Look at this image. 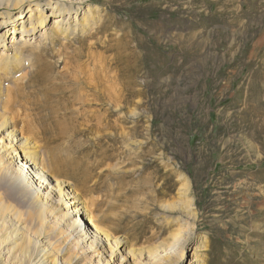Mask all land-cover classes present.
<instances>
[{
  "label": "rangeland",
  "instance_id": "374dc122",
  "mask_svg": "<svg viewBox=\"0 0 264 264\" xmlns=\"http://www.w3.org/2000/svg\"><path fill=\"white\" fill-rule=\"evenodd\" d=\"M15 2L0 1V19L28 15ZM78 8L79 32L38 33L0 71V124L36 147V167L69 184L132 261L177 264L185 244L181 264H264V0ZM9 36L8 47L24 33ZM2 179L5 203L31 218L36 205ZM58 229L64 260L70 231Z\"/></svg>",
  "mask_w": 264,
  "mask_h": 264
},
{
  "label": "bare ground",
  "instance_id": "6f19581e",
  "mask_svg": "<svg viewBox=\"0 0 264 264\" xmlns=\"http://www.w3.org/2000/svg\"><path fill=\"white\" fill-rule=\"evenodd\" d=\"M34 1L37 2L16 0L13 3V10H21L25 4H29L28 15L18 23L13 19L8 22L5 17L0 19V71L22 58V51L36 44L38 33L45 40L58 37L67 39L84 27L77 18V11L85 0H46L32 5ZM49 15L58 18L54 19L52 29L46 31ZM17 30L24 33V37H12L16 42L8 47L9 33L13 35ZM30 38L34 39L35 44L30 42ZM39 162L40 154L34 145L8 133L7 128L0 124V178L22 199L32 201L31 204L37 207L31 218L23 220L13 205L14 208L5 203L6 194H0V264H71L75 260L82 264H138L131 260L134 251L122 250L125 247L123 240L112 239L107 232L98 228L82 199L70 189V185L58 182L51 175L47 176L36 167ZM41 198L49 204H41ZM32 220L36 229L31 228ZM22 224L26 226L22 227ZM55 226L60 228L58 234L66 236L67 230L70 231L71 244L66 243L72 254L64 260L61 256L66 252L58 249L59 244L52 243ZM185 250L183 244L176 254V260L179 259L177 264L183 262ZM136 255L140 262H145L143 264L151 263L143 253ZM113 256L117 259L116 263H112ZM189 264H202V260L193 256Z\"/></svg>",
  "mask_w": 264,
  "mask_h": 264
}]
</instances>
